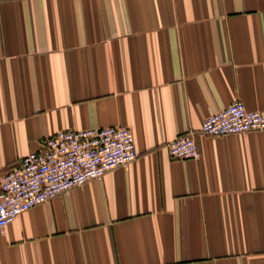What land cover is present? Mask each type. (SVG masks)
Segmentation results:
<instances>
[{
  "label": "crops",
  "instance_id": "0c3cea01",
  "mask_svg": "<svg viewBox=\"0 0 264 264\" xmlns=\"http://www.w3.org/2000/svg\"><path fill=\"white\" fill-rule=\"evenodd\" d=\"M264 0H0V177L40 139L128 128L137 158L0 229V264H264Z\"/></svg>",
  "mask_w": 264,
  "mask_h": 264
},
{
  "label": "built area",
  "instance_id": "2783aa9c",
  "mask_svg": "<svg viewBox=\"0 0 264 264\" xmlns=\"http://www.w3.org/2000/svg\"><path fill=\"white\" fill-rule=\"evenodd\" d=\"M254 131L264 132V111H250L235 101L204 119L198 131L178 135L167 149L172 159L197 160V134L219 137ZM136 158L134 136L120 126L67 130L40 139L35 151L0 177V229L29 209L88 181H100Z\"/></svg>",
  "mask_w": 264,
  "mask_h": 264
}]
</instances>
